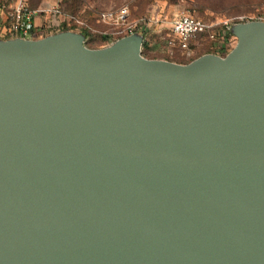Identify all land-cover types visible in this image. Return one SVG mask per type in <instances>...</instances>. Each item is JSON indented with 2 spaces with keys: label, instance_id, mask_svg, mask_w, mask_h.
Wrapping results in <instances>:
<instances>
[{
  "label": "water",
  "instance_id": "obj_1",
  "mask_svg": "<svg viewBox=\"0 0 264 264\" xmlns=\"http://www.w3.org/2000/svg\"><path fill=\"white\" fill-rule=\"evenodd\" d=\"M231 32L0 37V264H264V21Z\"/></svg>",
  "mask_w": 264,
  "mask_h": 264
},
{
  "label": "rangeland",
  "instance_id": "obj_2",
  "mask_svg": "<svg viewBox=\"0 0 264 264\" xmlns=\"http://www.w3.org/2000/svg\"><path fill=\"white\" fill-rule=\"evenodd\" d=\"M32 8L47 10L41 14L43 20L47 19L51 24L59 23L60 19L72 18L76 15L78 20L90 25L96 31L93 32L96 39L90 40L87 44L90 48H101L100 31L105 25L100 21L99 13L107 10H119L126 6L129 9L128 21L134 22L141 18H148L157 12H165L167 16L160 17L159 23H151L148 29V38L154 45L153 50L145 51L143 54L147 58L166 59L177 63H189L192 59H187L183 53L174 48L173 54L168 53L167 38L169 35V23L174 13H188L199 18L212 20L216 27L231 30L232 25L238 22L261 20L264 21V0H26ZM54 8H60V13L55 14ZM228 25H225V23ZM219 39V38H218ZM218 39L204 37L200 42L196 56L206 53H213L218 46ZM229 49L237 43V38L233 33L226 35ZM231 48V49H232ZM194 60V59H193Z\"/></svg>",
  "mask_w": 264,
  "mask_h": 264
},
{
  "label": "built area",
  "instance_id": "obj_3",
  "mask_svg": "<svg viewBox=\"0 0 264 264\" xmlns=\"http://www.w3.org/2000/svg\"><path fill=\"white\" fill-rule=\"evenodd\" d=\"M0 8L6 10L8 22L6 32L12 34V37L39 38L44 31L57 27L61 23L60 19L56 26L45 19L38 25L36 18L45 12L47 13V10L32 8L26 0H0ZM53 11L55 14L60 13L59 8H54ZM164 15L167 16L164 11L162 13L155 12L151 17L130 22L128 21L129 9L124 6L116 11H102L99 13V18L100 21L115 28L116 33L129 35L135 32L143 34V30L149 29L153 22L159 23L160 17ZM168 23L170 33L167 38V48L170 55L174 53V48H177L184 56L191 57L194 53L192 45L199 41L202 34H206V37L215 40L224 39L229 34L228 32L232 33L231 30L227 31L225 27L218 29L215 23L206 22L188 13H174ZM225 25L228 23L226 22ZM217 48H220V44Z\"/></svg>",
  "mask_w": 264,
  "mask_h": 264
},
{
  "label": "trees",
  "instance_id": "obj_4",
  "mask_svg": "<svg viewBox=\"0 0 264 264\" xmlns=\"http://www.w3.org/2000/svg\"><path fill=\"white\" fill-rule=\"evenodd\" d=\"M195 17H197V16H195ZM201 19L206 21V22H209V23H215L212 20H206L204 18H201ZM6 23L7 24H5V27H7V25H8V22H6ZM61 30H74V31H78V32L83 33L85 35V44L86 45L88 44V42L90 40L96 39L95 36H94V33H93L96 30L94 28H92L90 25L86 24L85 22L78 20V18H76V15L72 16V18L64 17L63 19H61V23H60L59 26L53 27V28H51L49 30L44 31L40 35V37H43V36H46V35H48V34H50L52 32H57V31H61ZM142 32H143V35H144L143 48H144V50L146 52L147 51L151 52L153 50V48H154V45L151 44V40H150V38H148L149 30L146 29L145 31L143 30ZM99 33H100L101 42L103 43V45H109L110 43L114 42L115 40L127 35V34H124V33H122V34L116 33L115 32V28H113L110 25H105ZM228 33H230V32H228ZM0 37L4 38V39L12 37V34L6 32V30L3 31L1 24H0ZM204 37H206V34L200 35L198 42H200ZM197 43L192 45V47L194 48L193 55L191 57H186V56L183 55L185 58L193 60V59H196V58L201 56V55H199V56L195 57L197 50H200V48H198L199 44H197ZM218 44H220V48H216V51L213 52V53H216V54H219V55H222V56H225L232 48L231 47L229 49L228 41H227L226 38H224V39L219 38L218 39Z\"/></svg>",
  "mask_w": 264,
  "mask_h": 264
},
{
  "label": "crops",
  "instance_id": "obj_5",
  "mask_svg": "<svg viewBox=\"0 0 264 264\" xmlns=\"http://www.w3.org/2000/svg\"><path fill=\"white\" fill-rule=\"evenodd\" d=\"M7 22V13L4 8H0V24L2 25L3 31L6 30L5 24ZM36 22L38 25H40L42 22H44L43 17L38 16L36 18Z\"/></svg>",
  "mask_w": 264,
  "mask_h": 264
}]
</instances>
